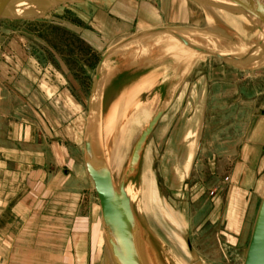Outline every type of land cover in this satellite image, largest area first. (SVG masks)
<instances>
[{
  "label": "rangeland",
  "instance_id": "rangeland-1",
  "mask_svg": "<svg viewBox=\"0 0 264 264\" xmlns=\"http://www.w3.org/2000/svg\"><path fill=\"white\" fill-rule=\"evenodd\" d=\"M114 1H130L135 16L130 19L110 14L108 4ZM27 2L37 6L36 11L31 7L24 18L7 16L0 20V73L5 77L1 86L10 119H33L39 104L53 102L58 111L54 115L60 122V147L68 148L74 140L76 149H70L79 158L76 151L84 149L95 75L105 55L129 41L145 43L155 32L149 30L160 28L177 33H211L223 44L226 42L220 38L237 43L243 40L251 43L250 50H256L261 39L256 26L205 0H103L67 7H54L61 1L40 6L35 0ZM118 11L127 13L122 6ZM208 40L203 41L214 39ZM159 45L142 49L137 56L135 52L106 58V70L114 75L103 88L95 128V132L99 128L102 154L110 167L118 144L115 136L137 111L153 116L159 109L166 111L147 140L137 174L127 182L153 264H243L249 228L241 241L242 233L229 230L222 222H211L217 218L214 210L227 203L225 188L246 126L251 118L264 112V64L237 58L238 64L216 56L201 61V54L190 52L185 68L182 53L165 54ZM51 86L59 90L56 96L49 90ZM146 126L145 120L135 130L131 151L120 176L115 177L117 183ZM143 169H152L155 174L157 199L149 193L151 181L143 185ZM91 184L92 189L82 185L75 189L78 216L89 217L95 208L100 211ZM40 194L24 191L20 197L32 195L40 200ZM251 197L249 194L241 207L232 197L226 219L235 220L237 206L241 208V224L247 221V214L246 218L243 214L249 212ZM53 198L66 205L69 202L65 191L53 193ZM66 207L60 209L61 214L67 215ZM169 211L179 217V226L167 217ZM95 216H99L97 212ZM251 219L253 222L254 214ZM107 264H113L112 258Z\"/></svg>",
  "mask_w": 264,
  "mask_h": 264
},
{
  "label": "crops",
  "instance_id": "crops-1",
  "mask_svg": "<svg viewBox=\"0 0 264 264\" xmlns=\"http://www.w3.org/2000/svg\"><path fill=\"white\" fill-rule=\"evenodd\" d=\"M118 6L127 13H120ZM130 6V1H114L108 4V9L109 13L131 19L135 15ZM3 82L5 77L0 73V264H107L111 254L102 232L101 211L95 208L97 217L75 213L76 187L92 189L84 149L76 151L81 158L70 149H76L74 140L68 148L61 149L60 122L54 115L58 111L53 102L39 104L33 119H10ZM49 90L53 96L59 92L54 86ZM45 115L49 119H44ZM229 176L225 188L227 203L214 210L217 218L211 223L222 222L229 230L242 233V241L248 228L251 235L254 224L251 217L254 214L255 220L264 195V112L248 122ZM24 191L41 193L43 198L38 200L32 195L21 198ZM58 191L68 195L67 205L53 198ZM249 194L252 203L249 212L245 210L243 214L245 218L247 214V221L241 224L240 207ZM232 197L239 202L237 205H242L236 206L235 220L229 222L227 206ZM63 206H67V215L61 214Z\"/></svg>",
  "mask_w": 264,
  "mask_h": 264
},
{
  "label": "water",
  "instance_id": "water-1",
  "mask_svg": "<svg viewBox=\"0 0 264 264\" xmlns=\"http://www.w3.org/2000/svg\"><path fill=\"white\" fill-rule=\"evenodd\" d=\"M24 1L27 0H0V20L7 16H10L11 19H18L16 15L8 12V8L12 4L17 6L18 2ZM86 1L92 0H66L54 7ZM226 1L236 5L245 15L254 17L261 24H264V0ZM47 9V11L50 10V8ZM183 42L188 45L185 41ZM108 55L103 57L97 68L92 97L96 93L101 79L102 64ZM219 59L221 58L219 57ZM92 97L89 103L90 114L93 109ZM164 113L163 109H159L142 130L118 183L115 182L111 168L102 154L101 148H97L98 146L93 137L94 131L89 132L87 124V136L84 140L85 168L94 184L99 201L103 232L113 264H153L149 245L143 238L133 202L126 191V187L129 179L137 174L147 140ZM243 264H264V195L256 213Z\"/></svg>",
  "mask_w": 264,
  "mask_h": 264
},
{
  "label": "bare ground",
  "instance_id": "bare-ground-1",
  "mask_svg": "<svg viewBox=\"0 0 264 264\" xmlns=\"http://www.w3.org/2000/svg\"><path fill=\"white\" fill-rule=\"evenodd\" d=\"M35 1H36V4H38L40 6L43 2L44 3H46V2L55 3V2H58V1L65 2L66 0H35ZM92 1H103V0H92ZM205 1H209L210 3L212 2L214 4L220 5V6L224 7V8H226L227 10H229L230 12H232L234 15H236L235 17H237V18L239 17L244 23L256 26L258 28L257 31L261 32L260 33L261 34L260 35V37H261L260 43H259L258 47L256 48V50H250L249 48L251 46V43L244 42L243 40H242V42L237 43L238 42L237 40H236L237 42H231V41L224 40V39L220 38L221 40L226 42L225 44H223L218 39H215L216 37L211 35V33L201 32V31H185V32L177 33V32H171L172 30L167 31V30H169L168 28H160V29L149 30V31H155V32L151 33L148 36V40L145 43H143V42L140 43V42H137V41H135V42L129 41V42L124 43L121 46H119L112 54H109L107 57H109V56H111L113 54H119V55H122V57L123 56L125 57V56H129L128 54L135 53V52H136L135 55L137 56V55L140 54V50H142V49L145 50L148 47H152L154 45L162 44V45H159L160 47H158V48L164 50L165 54L173 52L175 54L176 53H182L185 56L184 57V60H185L184 66H185V68H186V62H187V59L189 58V53L190 52L191 53L193 52L192 55H198L199 56V54H201L200 55L201 61L206 60L207 57H209V56H216L218 58L220 57L221 60L231 61V62H235V63H238V64H241V63L235 61L237 58H239V59L241 58V60L242 59L252 60V61H254V63H257V64H259V63L264 64V24H261L254 17L245 15L242 11H240L237 8L236 5H234L233 3L229 2V1H226V0H205ZM86 2H91V1H86ZM83 3H85V2H83ZM74 5L75 4H73V6ZM31 7L34 8L33 11H36L35 9L37 8V6L35 7V6H33V4L28 3L27 1L26 2L25 1L24 2H18L17 6H14L13 4L11 6H9V8H8L9 11L8 12L16 15L18 18L19 17L24 18V17H26V14L31 9ZM64 7H67V6H64ZM223 14H225V13L223 12ZM229 14H231V13H229ZM233 23H236V21H234ZM235 27H238V26H235ZM164 29H167V30H164ZM235 30L237 31V29H235ZM245 35H246V33H245ZM241 36H242V34H241ZM204 39L205 40L206 39H210V40L214 39V40H212L211 42L205 43L203 41ZM210 40H208V41H210ZM183 41H185L188 45H185ZM169 42H174V43H179V44H176V46H174L175 44L171 45V44H169ZM243 43H244V45L241 46L240 44H243ZM155 49H157V48H155ZM174 58L177 59V56L173 57V59ZM179 58H180V56H179ZM173 59L171 57L172 61H173ZM175 59H174V61H175ZM189 62H190V60H189ZM106 63H107V61L105 59L103 64H102L101 70H100L101 79H100V81L98 83V86H97V89H96V93L92 97L93 109H92L91 116L89 117V121H88V130H89V132L90 131H94L93 137L95 138L96 144L98 146L97 148H99V149L101 148V143L99 142V139H98L100 137V132H99V128H98V132H95L96 131L95 128H97L96 126H97V124H99V117H100V114H101L102 91H103V88L105 87V85L107 84V82H109V80L114 75L113 72H110V70H106ZM251 68H256V66H252ZM185 71H186V69H185ZM157 72H159V70ZM155 74H156V72H155ZM149 98H151V97H149ZM151 117H153V115H150L147 111H143V110L137 111L136 114L127 121V123L125 124L124 128L121 130L119 135L117 137L114 135L115 138L118 141V144H117V146L114 147V152L115 153H114L113 159L111 161L110 168H111V171L113 173L115 182H116V178L115 177L116 176H120V174L122 172V169H123V164L126 161V158H127V155L129 154V151H131L130 150L131 143H132L131 141L133 139V134H134L135 130L138 129L140 124L143 121H145V120L147 121V124H148L150 119H151ZM112 122H114V121H112ZM110 127H111V130H112L113 123H111ZM113 134H114V132H113ZM104 147H105V144H104ZM144 162H146V160H144ZM154 175L155 174L152 171V169H143V171H142V182H143V185H145L146 182L151 181V184H152L153 188L149 190V193L152 196L155 197V196H157V194H156L157 191H156V184H155ZM91 182H92V180H91ZM93 187H94V184H93ZM140 187H141V184H140ZM134 188H136V187H134ZM94 191H95V189H94ZM126 191H127L128 195H129V197L131 198V200L133 201L131 195L129 194V190H128L127 187H126ZM143 191H145V188H144ZM155 199H157V198L155 197ZM155 199H153V201H155ZM100 211H101V209H100ZM167 217L170 219V221L173 224H175V226H179L180 225L179 224L180 221L178 220L179 217L176 214L172 213V211H169V215H167ZM178 243L181 244V241L179 240Z\"/></svg>",
  "mask_w": 264,
  "mask_h": 264
}]
</instances>
